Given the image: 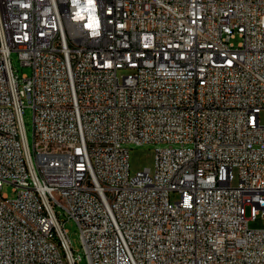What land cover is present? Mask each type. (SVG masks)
<instances>
[{"label": "built area", "instance_id": "2783aa9c", "mask_svg": "<svg viewBox=\"0 0 264 264\" xmlns=\"http://www.w3.org/2000/svg\"><path fill=\"white\" fill-rule=\"evenodd\" d=\"M263 112L264 0H0V264H264Z\"/></svg>", "mask_w": 264, "mask_h": 264}, {"label": "rangeland", "instance_id": "374dc122", "mask_svg": "<svg viewBox=\"0 0 264 264\" xmlns=\"http://www.w3.org/2000/svg\"><path fill=\"white\" fill-rule=\"evenodd\" d=\"M240 38L234 39V42L237 43ZM12 66L15 70V73L19 76L23 74H31V68L23 66L19 56L16 52L11 54ZM126 70L120 72V74L126 73ZM26 107L23 111V119L26 129V135L30 149L32 150L34 156V141H35V126L33 119V110L28 106L26 102ZM261 119L264 122V112L261 115ZM160 146L155 143H145L141 145H131L130 146V173L135 175L138 171L144 170L145 168H150L152 171L156 168V149ZM238 180L234 181V185H237ZM2 192L7 194L9 198H15L17 193L14 191V185L12 183H5L3 186ZM180 195L178 193H171V199L173 201L179 199ZM58 211L59 218L61 221H65L64 225L68 230V235L71 240V246L73 248L75 255H80L81 260L79 264H89L88 257L86 255L83 242L81 239V232L78 224L75 220L67 218L63 213V210L60 207H56ZM247 215H250V209H247ZM249 227L251 229H262L264 228V216L259 215L257 219L250 221Z\"/></svg>", "mask_w": 264, "mask_h": 264}]
</instances>
